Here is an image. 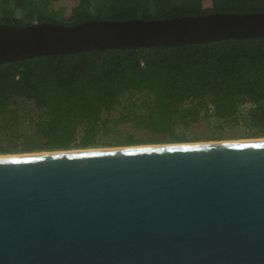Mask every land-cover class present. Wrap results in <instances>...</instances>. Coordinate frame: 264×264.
<instances>
[{"label": "water", "instance_id": "95a60500", "mask_svg": "<svg viewBox=\"0 0 264 264\" xmlns=\"http://www.w3.org/2000/svg\"><path fill=\"white\" fill-rule=\"evenodd\" d=\"M264 36V10L0 21V62ZM0 264H264V136L0 153Z\"/></svg>", "mask_w": 264, "mask_h": 264}, {"label": "trees", "instance_id": "16d2710c", "mask_svg": "<svg viewBox=\"0 0 264 264\" xmlns=\"http://www.w3.org/2000/svg\"><path fill=\"white\" fill-rule=\"evenodd\" d=\"M43 2L26 12L29 0H0V21L45 20ZM94 5L74 6L76 21L264 10V0H104L97 12ZM113 114L152 133L129 131L116 144L195 139L186 128L203 120L234 121L248 128L241 135L264 136V36L0 62V153L96 147Z\"/></svg>", "mask_w": 264, "mask_h": 264}, {"label": "rangeland", "instance_id": "374dc122", "mask_svg": "<svg viewBox=\"0 0 264 264\" xmlns=\"http://www.w3.org/2000/svg\"><path fill=\"white\" fill-rule=\"evenodd\" d=\"M29 11H39L38 2L42 0H29ZM42 15L46 18L45 20L61 22V23H76L77 19L73 15V7L78 5L81 0H43ZM60 1V2H59ZM104 0H95L94 10L97 12L101 4H103ZM196 4L199 5L201 1L204 0H195ZM116 116L115 119L111 118L109 122L110 129L108 131L101 130L98 134L99 137V145L96 148L101 147H113L120 146L126 144H116L119 140L124 138V135L129 131H134L136 136L139 137H148L152 133L147 129L140 130L131 125L130 121L123 120L119 117V114H113ZM248 130L245 125L241 123L233 122H224V124H220L215 120H203L200 122L192 123L188 128H186V132H188V136H196L195 139H189L184 141H212V140H223V139H238V138H251L258 136H250L249 134L241 135L240 133ZM81 132V129H80ZM211 137V138H210ZM194 138V137H193ZM162 143L175 142L170 141L168 138L165 141H161ZM159 142V143H161ZM113 143V144H111ZM71 148H82V147H71ZM12 153H20V152H12Z\"/></svg>", "mask_w": 264, "mask_h": 264}, {"label": "crops", "instance_id": "0c3cea01", "mask_svg": "<svg viewBox=\"0 0 264 264\" xmlns=\"http://www.w3.org/2000/svg\"><path fill=\"white\" fill-rule=\"evenodd\" d=\"M60 2V1H59Z\"/></svg>", "mask_w": 264, "mask_h": 264}]
</instances>
